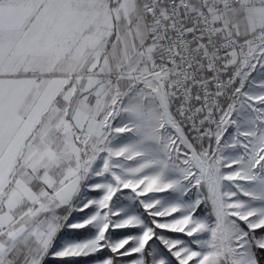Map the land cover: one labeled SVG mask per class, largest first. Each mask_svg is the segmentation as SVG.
<instances>
[{
  "label": "snow or ice",
  "instance_id": "1",
  "mask_svg": "<svg viewBox=\"0 0 264 264\" xmlns=\"http://www.w3.org/2000/svg\"><path fill=\"white\" fill-rule=\"evenodd\" d=\"M0 264H264V0H0Z\"/></svg>",
  "mask_w": 264,
  "mask_h": 264
}]
</instances>
